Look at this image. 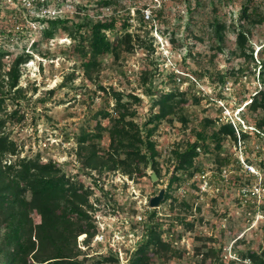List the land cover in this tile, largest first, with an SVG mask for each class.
Segmentation results:
<instances>
[{
  "label": "trees",
  "instance_id": "16d2710c",
  "mask_svg": "<svg viewBox=\"0 0 264 264\" xmlns=\"http://www.w3.org/2000/svg\"><path fill=\"white\" fill-rule=\"evenodd\" d=\"M6 1L0 0V264H121L117 252L110 250L107 255H89L90 251L82 250L77 242L79 236L86 234L84 243L90 245L98 232L95 222L98 204H111L115 200L111 188L118 191V185L114 183L112 175L120 173L134 181L148 177L152 181L150 172L153 170L158 176L156 182L152 181L155 185L161 182L164 175L167 176L163 202L170 200L173 209L178 202L173 189L194 181L196 175L203 172L197 165V158L201 154L216 152L217 162L224 166L230 162L229 157H220L226 140L238 141L235 127L224 121L221 115L204 116L197 128L189 127L192 121L185 112L187 104L198 106L204 99L211 104L226 97L222 90L216 97L192 93L194 82L203 76V73L197 71L195 77L190 75L191 79H195L193 82L189 75L188 78L181 77L183 75L180 76L179 72L172 69L166 74L169 86L158 87L153 83L155 72L148 65L141 72L140 85L143 94L154 100L148 116L139 119L137 106L142 101L140 95L137 92L125 95L124 91L108 88L100 83L99 76L102 60L109 56L118 62L125 54H131L137 48L154 51L146 37L131 31L130 15L114 13L96 19L86 16L82 23H75L67 17H37L23 7L20 0H12L16 3L15 7L6 6ZM117 3V0H100L93 8L112 7ZM47 5H50V0H39L36 4L37 7ZM77 7L79 10L88 8L79 4ZM153 16L156 22H167L163 8L153 11ZM141 20L145 22L143 15ZM28 22L39 28L34 30L28 26ZM247 24H264L257 0H245L236 22L231 25L236 32L237 55L254 62V48L250 45L251 31L246 28ZM207 25L216 41L212 49L223 52L227 23L215 16ZM37 30H40L41 35L33 39L28 50L25 43L30 41ZM61 30L75 43L70 54L77 53L82 57L84 81L96 84L107 95V105L96 111L94 118L100 119L94 127L83 128L75 135L77 147L74 149V160L65 163L57 159L43 161L40 157L32 158L28 155L21 157L22 150L11 133L6 131V127L15 118L25 120L26 115L20 113V108L8 112L7 102L19 105V100L23 98L20 87L23 66L32 61L36 54L43 59L49 58L50 52L41 50L42 44H49ZM170 39L174 42L173 37ZM20 43V52L17 49H6L10 45L19 48ZM6 59H9L8 63ZM260 64L259 77L263 86L255 91L242 110H246L254 119L252 122V118L245 117L247 123L254 127V133L263 137L264 61ZM245 72L246 69L239 68L237 71L232 70L231 74L242 73L244 76ZM181 78L190 80L191 85L181 89ZM210 78L214 83H225L222 75L210 74ZM54 92L55 89L47 92L49 98ZM40 100L46 101L45 98ZM261 113L263 115L259 117ZM105 118L109 119V124L104 127L101 119ZM176 120L190 129V137L171 145L168 159L171 164L164 169L159 161L162 150L154 138L163 123L173 124ZM102 130L108 134L107 148L102 147ZM241 136L243 139L249 138L248 133L243 132ZM70 165L77 169L78 177L93 176V172L97 175L93 176V182L87 184L67 172L65 168ZM106 181L111 183V188L106 187ZM192 185L195 186V182ZM157 215L156 208L147 213V221L142 222L143 236L132 250H126L127 264H153L156 260L169 262L181 254L174 239L166 236ZM176 220L185 229L192 231L195 228V223L186 217L179 216ZM140 226L141 222H137L131 225V230L136 232ZM169 231L174 232L173 225H170ZM180 237L178 235L177 239ZM201 240L215 242L213 238ZM197 252L202 261H221V249L213 245L208 246L206 251ZM240 256L242 260L249 259L252 264H264V250L249 249L240 253ZM230 261V264H235L236 260Z\"/></svg>",
  "mask_w": 264,
  "mask_h": 264
},
{
  "label": "rangeland",
  "instance_id": "374dc122",
  "mask_svg": "<svg viewBox=\"0 0 264 264\" xmlns=\"http://www.w3.org/2000/svg\"><path fill=\"white\" fill-rule=\"evenodd\" d=\"M97 1L100 0H50V5L63 7L66 3H71L73 12H67L64 17L75 23H82L86 16L92 19L108 17L114 13H127L131 16V31L146 37L154 51L137 48L133 53L125 54L118 62L109 56L102 60L99 76L100 83L108 88L124 91L125 95L132 92L140 95L142 101L137 106L139 119L148 116L154 100L143 94L140 85L141 72L148 65L155 72L153 83L158 87L169 86L166 74L175 69L180 76L183 75L181 77L186 78L188 75L189 78L190 75L195 77V71L203 73L197 82L190 78L195 83L192 93L216 97L220 90L223 91L226 97L223 100L209 104L204 99L198 106L187 104L185 112L192 121L189 125L192 128L198 127L202 117H218L226 109L236 119L238 111L263 86L259 71L260 63L264 61V24L246 25L251 31L250 45L254 48V62L237 55L236 32L231 27L236 22L245 0H117L118 3L112 7L94 9ZM257 2L260 3L264 16V0ZM6 3L8 7L16 6L11 0ZM78 4L88 8L79 10ZM146 8L152 11V16L153 11L163 8L167 22H156L154 16L145 18L143 10ZM141 15L145 22H142ZM215 16L228 26L223 52L212 49V44L216 41L207 24ZM27 24L34 30L38 27L31 22ZM40 35V30H37L30 41L25 43L28 50L33 39ZM74 44L61 30L49 44H42L41 50L49 51V58L43 59L36 54L32 61L23 66L20 80L23 98L19 100V105L8 101L7 110L10 112L20 108V113H25L26 117L25 120L15 118L6 127V131L11 133V137L23 151L22 155L40 157L43 161L57 159L66 163L74 160V149L77 147L75 135L83 128L94 127L100 119L94 118L96 111L107 105V95L96 84L84 81L82 57L77 53L70 54ZM6 49H17L20 52L22 45L20 43L19 48L10 45ZM239 68L246 69L244 76L242 73L231 74L232 70L237 71ZM210 74L224 76L225 83L212 82ZM181 79V89H186L192 83L188 79ZM51 89H55V92L49 98L47 92ZM44 98L45 102L40 100ZM111 101L109 99L108 102ZM111 112L113 113L112 109ZM262 115L259 114V117ZM241 116L246 122L245 117L252 118L246 110L241 112ZM101 120L104 127L108 126V118ZM253 120L252 118V122ZM101 132L104 136L102 147L107 148V131ZM189 137L190 129L185 128L180 121L162 124L154 139L162 150L159 161L164 169L171 164L168 161L171 145ZM243 140L241 143L226 140L220 157L227 156L230 162L224 166L217 162L216 152L201 154L197 158V165L203 172L198 173L194 181L173 189V195L178 198L174 208L172 209L170 200L160 202L156 208L158 220L163 224L166 236L174 239L181 254L169 262L156 260L153 264H230L231 252L241 259L240 253L249 249L264 250V136L259 137L251 131L249 138ZM10 159L14 158L7 160ZM242 161L253 165L261 176L249 174L244 170ZM65 169L87 184L93 182V176L97 175L93 172V176L78 177L77 169L71 165ZM111 178L119 190L113 191L111 183L106 181V187L111 188L115 200L111 204H98V211L114 217L112 220L104 219L112 223L111 228L114 231L119 228L126 232L131 225L141 222V226L136 228L135 236H129L130 240L122 246L127 248L131 244L135 245L143 236L142 222L147 221V213L154 209L148 202L161 190H166L168 179L164 175L161 182L155 185L148 177L127 184L120 173L113 174ZM193 182L195 186L192 185ZM254 187L260 191V196H255L252 192H248L247 197L243 196L244 189L250 190ZM179 216L193 221L194 230L190 231L177 224L176 218ZM34 218L38 220L36 215ZM126 221L129 225L124 223ZM170 225H173L174 232L169 231ZM178 235H181L180 239H177ZM201 238H213L215 242L203 241ZM104 244H96L91 250L107 253L109 246L105 247ZM211 245L221 249V261H202L201 255L197 254L198 250L206 251ZM239 263L235 261V264Z\"/></svg>",
  "mask_w": 264,
  "mask_h": 264
},
{
  "label": "built area",
  "instance_id": "2783aa9c",
  "mask_svg": "<svg viewBox=\"0 0 264 264\" xmlns=\"http://www.w3.org/2000/svg\"><path fill=\"white\" fill-rule=\"evenodd\" d=\"M38 1L39 0H20L22 6L27 8L31 14H33L37 17L65 18L64 14H66L67 12H73V6L71 3H66L65 5H63V7H59V5L56 6V4H54L53 6L47 5V6L37 7L36 4ZM40 1L44 2L45 0H40ZM11 2H12V0H11ZM51 6L53 7V9ZM143 12L145 14V18H147V19H149L152 16V11L149 8L144 9ZM32 24H34V23H32ZM193 80L195 81L194 78H193ZM242 111H243L242 109H240L238 111L236 119H234V117L229 113L228 109L223 111L222 115H221V117L224 121L232 123L233 126L235 127L237 135H238V142L239 143H241L243 140V138L241 136V134L243 132L251 134V131H255L254 127L249 125L244 120V118L241 116ZM235 142H237V141H235ZM22 154H23V151L21 152V157H24L25 155H22ZM242 166H243L244 170H246L249 174H252L253 176H257V177L261 176L260 172H258L253 165H250L246 161H242ZM122 177L125 179L126 183H129V182L133 183L134 182V180L129 179L127 176H122ZM122 183L125 184V182H122ZM118 190H119V188H118ZM248 192H252L255 196H260V191H258L257 187H254L250 190L244 189L242 191L243 196L247 197ZM148 204H149V202H148ZM108 218L110 220L114 219V217L107 216L105 214H101V212L97 210L95 212V222H96V225L98 227L97 228L98 229L97 234L95 235V237L91 241L90 245H86L84 243V240L87 237L86 234L79 236L78 237V240H79L78 245L84 251L90 250L89 255H92V254L107 255L110 250H113V251L118 253L120 260H121V264H127L128 256L126 254V250L128 248H131V250H132L135 247V245L131 244L127 248H123L122 246L126 245V243H127L126 241L129 239V236L131 238H133L135 236V232H133L131 230V227H129L128 228L129 230H127L126 232H123L122 229H119V228H117V231L112 230V228H111L112 223L104 220V219H108ZM124 223L129 225V223L127 221ZM123 226H125V225H123ZM107 235H109V236H107ZM136 242H135V244H136ZM96 244H99V245L104 244L105 247L109 246L107 253H104V251L91 250V247L96 245ZM229 258H230V260L239 261L242 264H252L249 259L242 260V259L238 258V256L235 253L232 254V252L229 254Z\"/></svg>",
  "mask_w": 264,
  "mask_h": 264
},
{
  "label": "water",
  "instance_id": "95a60500",
  "mask_svg": "<svg viewBox=\"0 0 264 264\" xmlns=\"http://www.w3.org/2000/svg\"><path fill=\"white\" fill-rule=\"evenodd\" d=\"M150 173H151L152 181L156 182L158 180V176H157L156 172L152 170ZM165 191L166 190H161L158 195H155V196L150 198L149 205L151 208L155 209V208L159 207L160 202L164 200Z\"/></svg>",
  "mask_w": 264,
  "mask_h": 264
}]
</instances>
